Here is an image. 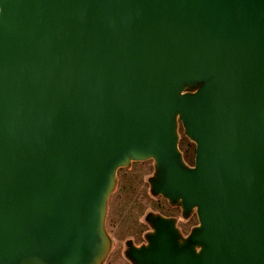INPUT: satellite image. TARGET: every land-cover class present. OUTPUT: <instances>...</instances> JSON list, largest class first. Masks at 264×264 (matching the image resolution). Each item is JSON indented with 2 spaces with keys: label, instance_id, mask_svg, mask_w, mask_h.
<instances>
[{
  "label": "water",
  "instance_id": "1",
  "mask_svg": "<svg viewBox=\"0 0 264 264\" xmlns=\"http://www.w3.org/2000/svg\"><path fill=\"white\" fill-rule=\"evenodd\" d=\"M145 160L198 223L149 211L132 264H264V0H0V264H104Z\"/></svg>",
  "mask_w": 264,
  "mask_h": 264
},
{
  "label": "rangeland",
  "instance_id": "2",
  "mask_svg": "<svg viewBox=\"0 0 264 264\" xmlns=\"http://www.w3.org/2000/svg\"><path fill=\"white\" fill-rule=\"evenodd\" d=\"M186 139L183 134L182 145ZM153 171V160L136 161L130 167L119 170L118 185L110 197L106 220L107 229L113 238V252L105 264H128L127 259L116 250L123 246L125 248L124 243L129 238L141 241V234L148 228L145 214L161 209L160 199L150 192L148 178Z\"/></svg>",
  "mask_w": 264,
  "mask_h": 264
},
{
  "label": "flooded vegetation",
  "instance_id": "3",
  "mask_svg": "<svg viewBox=\"0 0 264 264\" xmlns=\"http://www.w3.org/2000/svg\"><path fill=\"white\" fill-rule=\"evenodd\" d=\"M180 131H181V140H180V148H181V150L183 151V153H184V158H185V160L187 161V163L188 164H190V165H193L194 164V157H195V144L191 141V140H189L188 138H187V140H189L192 144H193V156H192V158H190L189 157V155H187V152L185 151V149L181 146V142H182V139H183V129L182 128H180ZM153 163H154V161H153ZM153 173H154V171H153ZM153 175V174H152ZM151 175V176H152ZM119 180V179H118ZM150 186V185H149ZM151 192V191H150ZM152 194V193H151ZM153 195V194H152ZM153 196H155V195H153ZM155 197H157V199H160V201H161V209H156V210H151V211H154V212H158V213H160V214H162V215H164V216H166V217H176V218H178V226L181 228V230H182V232L184 233V234H188L189 232H190V230H191V228L194 226V225H196L197 223H198V220H197V216H196V214H193V215H191L188 219H185L183 216H182V210H181V208L180 207H175V206H172V205H170V203L168 202V200L167 199H165L164 197H162L161 195L160 196H155ZM149 212V211H148ZM147 212V213H148ZM147 213L145 214V217H144V220H145V222L147 223V226H148V228L143 232V234H141L142 235V237H143V239L141 240V241H136V240H134L133 239V241H134V243L136 244V245H141L142 243H144L145 242V235H146V232H148L150 229H151V225H150V222L149 221H147L146 220V215H147ZM191 222H193L192 223V225H190L191 224ZM185 227L187 228H189L188 230L186 229V231H185ZM129 239H131V238H129ZM128 240V239H127ZM126 240V241H127ZM126 241H125V248H126ZM125 248H124V246L122 247V248H118L117 250H116V252L119 254V255H123V257H125V259H127L126 261L128 262V264H132V262L126 257V255H125ZM112 250H111V252H110V254H109V256L107 257V259H106V261L105 262H107V260H108V258L110 257V255L112 254ZM105 264V263H104Z\"/></svg>",
  "mask_w": 264,
  "mask_h": 264
},
{
  "label": "trees",
  "instance_id": "4",
  "mask_svg": "<svg viewBox=\"0 0 264 264\" xmlns=\"http://www.w3.org/2000/svg\"><path fill=\"white\" fill-rule=\"evenodd\" d=\"M181 146L185 149V151L187 152V155H189L190 158H192L193 156V144L186 139V141L183 143V145L181 144Z\"/></svg>",
  "mask_w": 264,
  "mask_h": 264
}]
</instances>
